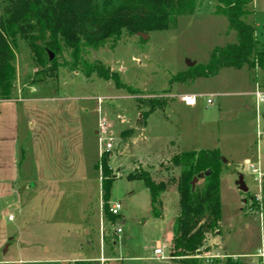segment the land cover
<instances>
[{
  "label": "rangeland",
  "instance_id": "374dc122",
  "mask_svg": "<svg viewBox=\"0 0 264 264\" xmlns=\"http://www.w3.org/2000/svg\"><path fill=\"white\" fill-rule=\"evenodd\" d=\"M103 2L95 0V5L102 8ZM218 2L195 0V11L178 16L170 29L146 31V39L123 30L116 44L84 47L77 59L67 48L52 60L43 50L45 63L39 64L26 39L17 40L10 98L17 99L22 111L18 178L10 207L0 213V229L12 236L9 252L0 249V259L7 261L0 264L45 259L96 264L85 261L94 258L101 259L99 264H180L179 258L169 257L172 241L166 240L180 210L176 181L182 170L170 158L206 148L218 149L225 158L223 218L221 233H210L202 252L264 264V218L255 208L264 195V102L257 107L255 96L258 85L264 90V71L246 64L224 66L215 75L193 78L187 65L188 60L193 66L204 64L214 47L237 40L227 17L217 12ZM247 10L242 19L255 26L264 45V0H251ZM84 60L116 72L135 92L96 72L87 74ZM188 93L198 94L196 107L182 103L181 96ZM152 99L159 101L153 109ZM99 119L106 121V135L112 138L108 150L103 145L100 151ZM105 158L115 177L108 204H122L115 221L104 213ZM258 162L261 187L251 166ZM143 169L167 183L161 194L163 216L152 215L144 181L127 177ZM240 175L248 192L238 188ZM195 184L205 188L203 179ZM159 245L164 259L155 258ZM225 256L205 258L204 264H223Z\"/></svg>",
  "mask_w": 264,
  "mask_h": 264
},
{
  "label": "trees",
  "instance_id": "16d2710c",
  "mask_svg": "<svg viewBox=\"0 0 264 264\" xmlns=\"http://www.w3.org/2000/svg\"><path fill=\"white\" fill-rule=\"evenodd\" d=\"M131 4L104 0L102 8L95 0H1L0 14V99H8L15 79L14 46L19 38H24L31 47L39 64L45 63L42 51L53 54L64 48L71 56L81 58L84 47H103L106 43L116 44L126 30L129 34L138 31L167 30L177 24V17L191 14L196 9L195 0H138ZM217 12L229 20V27L236 31V42L219 45L211 50L209 60L204 64L189 67L192 77L215 75L221 67H241L248 65L264 71V45L255 35V26L242 16L246 15L251 0H218ZM141 38V37H140ZM42 41L44 46L38 43ZM49 56V54H47ZM55 62V61H54ZM53 62V63H54ZM86 73L97 74L112 79L117 87L135 92L119 80L116 72L101 64L82 62ZM155 108L158 100L149 102ZM223 155L218 149L181 151L170 158L172 166L182 168L177 178L180 210L177 215L172 240V257L179 258L180 264H204L202 247L210 233H221L222 204L220 200V176ZM105 176L101 181L102 199L105 203V217L115 221L119 214L110 211L108 204L112 182L115 177L108 170L104 159ZM211 169L203 181L205 188L198 189L191 180L199 173ZM129 179H142L150 194L151 213L155 217L162 214L161 194L167 183L155 181L150 172H129ZM256 201L255 208L264 218V195ZM223 264H243L240 260L225 256ZM260 264V263H258Z\"/></svg>",
  "mask_w": 264,
  "mask_h": 264
},
{
  "label": "crops",
  "instance_id": "0c3cea01",
  "mask_svg": "<svg viewBox=\"0 0 264 264\" xmlns=\"http://www.w3.org/2000/svg\"><path fill=\"white\" fill-rule=\"evenodd\" d=\"M259 86V85H258ZM257 86V87H258ZM260 87V86H259ZM197 105V104H196ZM196 105H186L191 107H196ZM21 107H19L18 101L16 98L0 99V213L4 212L9 208L11 204V198L16 191L15 185L18 178L17 173V147L19 143L20 136V119H21ZM97 133V129L95 130ZM87 212V211H86ZM161 216H163V211ZM178 217H175V220ZM86 219V214L84 220ZM87 222V220H85ZM87 224V223H86ZM86 226V225H85ZM87 234L91 233L88 229L86 230ZM174 235V234H173ZM170 232H167L166 240L171 242L173 236ZM172 239V240H171ZM8 240H12V236L4 234L3 230L0 229V249H3V253L7 254L9 252ZM43 250L48 253L49 247L47 245L43 246ZM221 255V254H220ZM225 255H232L225 253ZM222 255V256H225ZM172 256V252L170 255ZM233 256H240L234 255ZM74 260V259H72ZM101 259H87L85 261H96V264H99ZM64 262H68L69 259H63ZM77 262V260H75ZM81 261V260H80ZM81 261V262H85ZM7 262L4 259H0V263ZM37 264H60V261H55L53 259H45L43 263L36 262ZM63 264V263H61Z\"/></svg>",
  "mask_w": 264,
  "mask_h": 264
},
{
  "label": "built area",
  "instance_id": "2783aa9c",
  "mask_svg": "<svg viewBox=\"0 0 264 264\" xmlns=\"http://www.w3.org/2000/svg\"><path fill=\"white\" fill-rule=\"evenodd\" d=\"M255 96H256V106H259V103L264 102V90L261 89V87H257V89L255 90ZM99 101H101V99H99ZM181 101L182 103H184L185 105H196L198 104V94L195 93H188L185 95L181 96ZM207 102L208 103H212V100L210 98H207ZM100 123H99V127L100 130H102V132H99V138H100V151H102L103 149V145H104V149L108 150V148H110L112 146V138L108 135H106V121L103 119H99ZM108 142H106L105 144H103V142H105L106 140H108ZM252 166V172L257 174L256 179L259 182V185L261 187V181H262V171H261V166H259V162L257 163L256 166H254L253 164ZM122 207V204L120 202H113V204L110 207V211L114 214H119V209ZM118 231H120V229H118ZM155 253V258L156 259H164L166 258L164 256V250H162V247L159 245L158 247H156L154 250ZM262 255V253H261ZM202 258H209V257H221L222 255H220L219 253L216 254H203V255H198ZM170 258H173L172 256H169Z\"/></svg>",
  "mask_w": 264,
  "mask_h": 264
},
{
  "label": "water",
  "instance_id": "95a60500",
  "mask_svg": "<svg viewBox=\"0 0 264 264\" xmlns=\"http://www.w3.org/2000/svg\"><path fill=\"white\" fill-rule=\"evenodd\" d=\"M137 34H138L141 38H143V39H146V38L148 37V34L145 33V32H142V31H138ZM48 54H49L48 57H49L51 60L54 59V57H53L54 54H53L51 51H49ZM194 64H195L194 61H190V60H188V62H187V65H188V66H193ZM224 160H225V158H223V161H224ZM210 172H211V169H207L206 172H202V173H199L198 175L194 176L193 179L191 180V184H192L193 186H195V185H196L195 183H196L198 180H200V179H204V177H205L207 174H209ZM236 183L238 184V188H239V190H242V191H244V192H248L249 188H248L247 184L244 182V180H243V176H242V175L239 176V179H238V181H237ZM246 200H247V199H245V201H246Z\"/></svg>",
  "mask_w": 264,
  "mask_h": 264
}]
</instances>
